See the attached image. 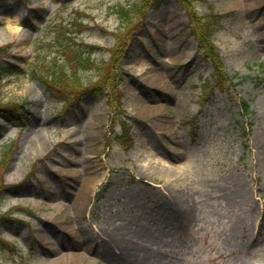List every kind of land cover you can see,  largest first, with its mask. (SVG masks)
<instances>
[{"label":"rangeland","instance_id":"374dc122","mask_svg":"<svg viewBox=\"0 0 264 264\" xmlns=\"http://www.w3.org/2000/svg\"><path fill=\"white\" fill-rule=\"evenodd\" d=\"M140 1H0V64L20 70L0 78V105L21 104L26 116L18 124L0 111V264H264V0L195 3L222 15L211 43L230 79L201 103L212 69L175 0L134 18L114 116L105 98L67 107L31 77L51 56L56 23L77 12L79 41L109 50L117 8ZM78 76L84 85L98 77Z\"/></svg>","mask_w":264,"mask_h":264},{"label":"trees","instance_id":"16d2710c","mask_svg":"<svg viewBox=\"0 0 264 264\" xmlns=\"http://www.w3.org/2000/svg\"><path fill=\"white\" fill-rule=\"evenodd\" d=\"M184 9L187 16L189 26V34L196 43L197 52L202 58L207 60L214 72V85L221 88L226 82V77L222 72V63L216 47L211 43V36L218 28L221 16L214 13H199L195 7L198 0H176ZM167 0H141L138 4H132L129 7H118L116 13L121 21V27L118 33L113 35L114 45L108 50L109 59L107 61H95L91 58V54L102 49L97 46H86L81 43L78 38L82 31L86 28L81 16L77 13L69 22H59L51 29V36L46 44L51 56L40 59L39 64L31 71V77L35 81L41 83L47 92L56 100L61 101L64 105L69 106L71 103L78 102L83 96H104L107 99L108 107L113 111L112 116L120 110L121 93L118 91L119 84V64L121 58L125 57V37L129 34L134 26V18L140 14H144L147 9H158L163 6ZM4 49H0V54ZM49 57V59H47ZM95 69L97 71V80L90 84L84 85L82 79L79 78V72L82 70ZM20 72L17 66L0 64V77L3 74L11 75ZM212 85L205 83L202 87L201 101L203 97H207L212 93ZM0 111L14 122L19 124L25 120V111H17L22 107L21 104L0 105ZM242 113H248V107L242 106ZM242 142H243V158L249 155L248 136L249 130L242 124V120L238 119ZM116 123L112 117V125ZM122 133L119 139H125V148H129L131 141L127 135L128 129L121 123ZM9 149H7L8 151ZM2 156L0 167L6 164V156ZM243 160V159H242Z\"/></svg>","mask_w":264,"mask_h":264},{"label":"bare ground","instance_id":"6f19581e","mask_svg":"<svg viewBox=\"0 0 264 264\" xmlns=\"http://www.w3.org/2000/svg\"><path fill=\"white\" fill-rule=\"evenodd\" d=\"M81 257H82V256H81ZM68 259H69L68 257H64V258L60 261V263L53 262V264H63V263H66V261H67ZM70 259H71V257H70Z\"/></svg>","mask_w":264,"mask_h":264}]
</instances>
